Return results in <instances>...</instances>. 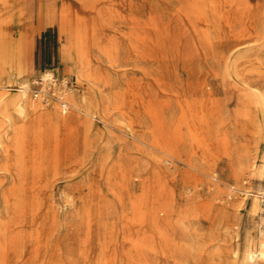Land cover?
Segmentation results:
<instances>
[{
    "label": "rangeland",
    "instance_id": "1",
    "mask_svg": "<svg viewBox=\"0 0 264 264\" xmlns=\"http://www.w3.org/2000/svg\"><path fill=\"white\" fill-rule=\"evenodd\" d=\"M8 7L5 0H0V14L5 15L2 47L5 58L9 60L0 64V94L10 96L17 91L22 82L18 78L23 75L17 71V65H23L29 57L32 70L27 76V95L39 101L44 110L55 106L60 115L67 116L73 108L68 103L66 109H61V99L69 101L70 95H74L79 101L89 92L96 96L97 102L88 109V113H80L82 122L74 132L66 126L53 128L44 120H29L26 131L13 143L12 152L8 153L3 143L0 145V249L10 241L12 234H19L20 239L9 251L7 264H27L32 257L29 244L34 239L29 237L26 240L23 236L21 240V233L25 235L31 226L28 219L24 220L20 215L10 216L3 194L12 190L21 179L31 183L33 176H38L42 198L57 215L56 221L43 223L51 233L43 241L39 240L41 253L40 258L37 257L38 264H48L54 255L63 264H226L235 248H244L245 252L254 248L259 229H262L259 227V196L260 188H264V171L261 179H256L248 170L236 166L231 168L225 148L239 151L242 162L247 159L243 152L250 149V162L260 164L261 160L256 155L257 150L260 152L264 148V140L248 130L252 126L247 121H235L237 90L223 73L222 65L215 63V59L206 63L193 62L192 65L185 61L181 64L185 68L179 71L178 78L163 90L154 81L160 73L154 65L142 58L129 57L124 36L126 23L114 22V18L105 21L98 16L97 10H85L80 0H34L28 14L22 16L16 0H11ZM75 13L84 17L88 26L91 20H96L104 49L107 47L105 52L96 45L89 48L88 72L99 80L96 82L79 75L59 57L60 49L69 42L70 28L78 30L75 19L71 17ZM114 33L118 37L115 57ZM19 53L22 57L18 61L15 56ZM39 62L45 68L38 67ZM43 69L50 72L49 78L42 76ZM190 69L193 76H197L198 71L203 72L210 82L213 101L206 102L202 108L207 121L204 124L205 136L210 148H197L182 121L186 102L193 112L200 109L197 99L184 91L188 87ZM132 85L153 92L151 106L146 108L134 102L129 94ZM168 90L182 95H173ZM114 96L122 110H130L137 115L133 116H136V132L141 134L137 135L141 141L134 138L135 130L129 129L122 113L114 109ZM156 111L162 121L152 115ZM10 113L14 124L26 122L15 109ZM5 128L1 123V135ZM154 138L162 139L167 146L173 145L177 159L167 154L168 147H164V154L153 149L151 145H156ZM128 157L135 160L128 191H122L121 201L107 184L106 177ZM151 157L157 159L167 172L165 179L172 193L168 204L171 215L164 217L155 208L159 215L155 216L157 221L146 222L137 230L148 235L145 260L134 257L128 262L124 249L137 231L129 230L126 220L134 216V201L141 199L143 193L142 180L155 166ZM246 185L250 193L237 191ZM20 186L15 191L17 198L22 200ZM234 193H238L243 205L238 227L231 236L222 227L217 211L234 199ZM90 195L93 207L103 204L107 209L102 215L104 226L97 225L98 215L94 213L95 223L88 231L85 228V210ZM255 198L259 211L256 210L251 229L246 232L248 209ZM146 205L145 209L151 204ZM86 237L87 243L84 244ZM82 245H85L86 256L80 254ZM237 256L238 264L245 263V254L237 252Z\"/></svg>",
    "mask_w": 264,
    "mask_h": 264
},
{
    "label": "bare ground",
    "instance_id": "2",
    "mask_svg": "<svg viewBox=\"0 0 264 264\" xmlns=\"http://www.w3.org/2000/svg\"><path fill=\"white\" fill-rule=\"evenodd\" d=\"M33 1L16 0V6L21 16L28 14L27 11ZM80 2L85 10H97L98 16L105 21H111L114 18V22L126 23L127 30L124 36L127 41L129 57L142 58L154 65L155 69L160 72L154 81L163 90L165 86L174 83V79L178 78L179 71L185 68L181 65L185 61L192 65L193 62L206 63L208 60L215 59L213 61L222 65L223 73L237 90L236 100L238 108L234 113L235 121H247L252 126L248 130L256 134L259 139L264 140V0H80ZM9 5H11V0H5V6L8 7ZM71 17L75 19L78 30L75 31L70 28L69 42L60 49L59 57L62 61H66L69 66L76 69L79 75L84 76L91 82L99 81L88 72L90 68V46L96 45L100 51L104 52L107 48L105 46L106 48L104 49L102 37L98 33V24L96 20H91V24L88 26L85 23V18L76 13ZM4 19L5 15L0 14V64L9 62L4 56L2 47V35L5 28L2 22ZM117 44L118 37L114 33V57L118 48ZM20 56L22 57L21 53L15 56V59L19 61ZM180 65L181 68H179ZM17 66V71L23 72V75L18 78L22 81L21 85L10 96H2L0 94V124L4 123L6 127L3 135L0 134V145L3 143L8 153L14 149L13 143L18 141L19 135L23 134L28 128L27 121L44 120L53 128L66 126L71 129V132H74L82 122L80 113H88V109L97 102L96 96L89 92L84 94L79 101L74 98V95H70L69 101L65 100L66 98L64 100L59 98V100L61 99V109H66L68 103L73 108L67 116L60 115L55 106L44 110L39 101L27 95L28 82L26 81L28 80V74L32 70L30 58H26L23 65L20 66L18 64ZM41 73L46 79L50 76V72H46V69L41 70ZM192 74L193 70L190 69L187 76L188 87L184 91H187L191 97L197 99L200 109L198 112H193L189 103L186 102V109L182 112L181 117L195 146L197 148L205 146L210 148L208 139L205 136L204 124L207 121L202 109L206 102L213 101L209 86L210 82L206 76H203V72L198 71L197 76L195 75L196 77ZM168 91H172L171 93L176 96L182 95L181 92ZM152 93L147 88L135 87L134 85L129 91L134 102L146 108L151 106ZM11 109H15L26 122L21 125L14 124L10 113ZM114 109H118L122 113L129 129L135 130L134 138L141 141L137 137V135L140 136L141 134L136 132L137 115L130 110H122L121 104L116 97L114 99ZM159 114L156 111L152 115L158 121H162ZM161 142L164 141L154 138L153 143H156V145H151V147L163 154L165 153L164 149L168 147L167 154L177 159L176 148L173 145L167 146L168 144L165 142L162 145ZM225 149L227 162L231 168L236 166L239 169L248 170L256 179H261L264 171V148L260 152L257 150L256 156L261 160L260 164L250 162V149H244L245 151L242 155L245 159L247 158L244 162L239 159V151ZM151 158L153 159V157ZM133 160L128 157L124 164L116 165L106 177L107 184L111 189H114V194L120 200L123 198L122 191L126 192L129 187L130 171L132 165H134ZM153 160L155 161V166L142 180V197L134 201L136 212L134 216L126 220L127 228L133 230V232L140 230L141 226L146 222L155 223L157 221L158 217H155L158 215L155 210L156 207L158 212H161L164 217L171 215V209L168 204L171 202L172 193L165 179L167 172L157 159ZM165 160L167 161L168 159ZM30 182L28 183L21 179L17 184L13 185L12 190L3 194V198L11 217L20 215L24 220L28 219L31 228L25 235L21 233V240L23 236H25L26 240L29 237L36 240L29 244L30 256L32 257L27 264H38L37 257L40 258L39 254L41 253L39 240L43 241L51 233V229H46L43 223L50 224L56 221L57 215L56 211L42 198L38 176H33ZM17 186L22 187V200L17 198L15 191ZM260 189L262 190V187ZM237 191L250 193L248 185L237 189ZM80 195L82 196V194ZM234 196V199L217 211L222 221V227L230 235L238 227L240 208L243 205L238 193H234ZM87 201L88 206L85 210L86 230L90 231L95 223L94 213L98 215L97 225L99 227L104 226L105 222L102 215L107 209L106 205L98 204L99 206L93 207L92 195L87 198ZM147 203L151 205L150 208L148 206L145 209ZM256 210L258 212L259 207L255 198L248 209V227L246 232L251 229L254 214H257ZM130 221L132 222L130 223ZM147 237L148 235L144 231H137L136 235L132 237L133 239L130 240L127 249H124L123 253L128 262L133 260L134 257H137L136 259L140 261L145 260ZM87 239V237L84 238V244L87 243ZM18 241H20L19 234H12L10 241L7 242L8 244L4 243L3 249L1 246L0 260L2 264H7V259L10 255L9 251L13 246H16ZM176 248H179V244H177ZM237 252L242 253L243 256L245 254V263L242 262L241 264H264L263 229H259L253 249L245 252L244 248H235L229 260L226 259V264H238ZM80 254L86 256L85 245L80 248ZM48 264H63V262L58 256L54 255L49 259Z\"/></svg>",
    "mask_w": 264,
    "mask_h": 264
},
{
    "label": "built area",
    "instance_id": "3",
    "mask_svg": "<svg viewBox=\"0 0 264 264\" xmlns=\"http://www.w3.org/2000/svg\"><path fill=\"white\" fill-rule=\"evenodd\" d=\"M260 204H261V209H260V215H259V227L264 229V188L262 189L260 196Z\"/></svg>",
    "mask_w": 264,
    "mask_h": 264
},
{
    "label": "crops",
    "instance_id": "4",
    "mask_svg": "<svg viewBox=\"0 0 264 264\" xmlns=\"http://www.w3.org/2000/svg\"><path fill=\"white\" fill-rule=\"evenodd\" d=\"M40 66H41V63L39 62V63H38V67H40ZM41 68H45V67H42V66H41Z\"/></svg>",
    "mask_w": 264,
    "mask_h": 264
}]
</instances>
